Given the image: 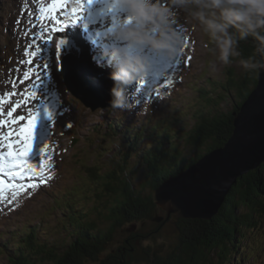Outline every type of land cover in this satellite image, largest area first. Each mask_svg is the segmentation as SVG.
Here are the masks:
<instances>
[{"label":"rangeland","instance_id":"374dc122","mask_svg":"<svg viewBox=\"0 0 264 264\" xmlns=\"http://www.w3.org/2000/svg\"><path fill=\"white\" fill-rule=\"evenodd\" d=\"M71 1L78 2V6L80 2H83V0H65V6L57 9L55 13L57 19L64 26L63 31H54L51 34L52 29L57 27V24L50 18L41 16L40 9H47L53 0H0V112L1 109H11L17 101L25 102L23 105L20 104L22 111L12 117L13 119L18 116L24 117L15 125L18 129L25 125L29 119L37 116L36 109L38 107H40L38 109L39 114L52 101L51 110L47 108L52 119L49 120L42 113L37 119L36 125L37 132L42 133L40 142H44L39 147L44 148L46 144L47 148H45L46 155L43 157L39 155L33 166L39 165L43 160V167L34 175H26L22 179H8L4 186H0L3 189L0 191L1 243L10 238L13 230L19 229L24 224L38 225L39 232L51 240L63 237L64 233L60 225L63 222L62 218L66 209L58 206L55 200L63 201L62 196L65 191L74 187H79V189L84 186L90 187L91 184L88 185L87 183L82 164L98 165L105 169V167L113 168L121 161L122 153L127 148V142L123 138L122 131L129 122L144 129V138L139 143V149L150 145V139L155 134H162L163 131H166V125V127L173 129L174 134H180V137L177 138L179 142L176 143L182 146L183 154L191 155L190 150L183 146L181 132L191 127L194 119L192 114L201 105L200 99L198 100L200 88L210 91L209 86H211L212 81L224 80V68L227 65H223L217 60L216 54L212 51L214 45L208 35L195 21L189 22L186 14L180 13L176 18L175 28L184 37L182 50L173 58L165 57L163 68L158 70L156 74L147 71L144 74L142 86L138 82V84L128 88V92L136 97L137 107L131 111L114 110L109 105L96 107L94 110L90 109L79 99L73 97L60 73L63 68V59L73 63L76 68L78 66L75 62V56L72 55L73 52L65 51L67 49L65 48V41L67 40L64 37L69 35L68 39L73 40L76 45L78 40L75 37L76 29L80 31L82 27L84 31H80V33L83 36L86 35L85 39L88 40L83 38L81 41H86L94 51L87 56H90V61L93 60L94 65H98L100 69L106 67V62L103 61L104 54L100 53L101 50L97 48L96 42L100 40L97 29H105L112 23L110 22L111 17H107L109 14L100 15L101 10L110 0H101V2L95 3L96 8L93 5L90 11L93 17L97 19V23L87 28L82 22L73 24L72 20L76 17L68 15L72 19L67 20L61 16L66 11L71 12ZM38 6L41 7L38 8ZM34 8L35 10L38 9L37 12L33 11ZM59 10L64 12L60 13ZM83 13L86 12H80L77 16L83 15ZM123 15L124 13L121 14V16ZM107 18H109L108 21H105L104 19ZM48 19L52 22V27L45 26ZM65 22L71 23V26H66ZM100 24L105 26L99 27ZM91 32L93 37L90 35ZM37 36L38 39H36ZM34 39L35 43L33 42ZM105 39L112 44L115 42L114 46H118L120 43L116 40ZM60 40L64 41L60 49L62 48L66 53L58 56L56 45ZM98 42L101 43V41ZM32 52L36 53L34 57ZM95 53L99 56L94 55ZM189 57L191 59H188ZM212 62L216 64L215 71L210 67ZM83 64L88 72L89 70L96 74L98 72L100 80L93 79L103 88L106 94L104 95L105 102H110V89L113 86V81L110 78L111 70H109L111 68L102 69L101 72L87 61H83ZM45 65H47L46 75L42 71ZM229 65L234 67L235 71L240 68L238 62ZM79 68L77 69L86 74L82 69L83 67ZM38 70L42 72L41 79L37 84H41L39 94L34 89H30L31 85L24 77L25 72H30L29 77L34 76V79L30 78V81L34 83ZM102 73L105 74L103 79ZM96 74L94 75L98 78ZM166 80L168 81L167 84L165 83ZM42 85L45 86L44 90ZM27 92H29V96ZM31 95L43 96L35 98L33 104L28 98ZM11 97H14L15 100ZM47 100L48 102H46ZM42 102L45 103L42 104ZM231 103V100H228L226 107H230ZM0 119L7 120L8 118L6 115H0ZM23 122L26 123L23 124ZM159 125L162 127L159 128ZM73 137L77 141L75 144L72 143ZM35 150L39 154L37 146ZM130 155L132 156L128 163L131 170L134 171L133 180L138 183L145 176L146 170L138 153L130 152ZM48 176L51 178L47 179ZM41 179H44L45 182L40 183ZM30 183L37 186L25 187L23 190L19 187ZM14 185L15 187H13ZM92 199L94 198H90L87 203L79 199L78 206L89 209L93 204ZM103 200L105 201L106 198ZM96 207L100 214H93V219L97 224H101V228H105L106 222L101 214L106 213V208L100 204H97ZM170 222L172 223L173 220ZM153 223L152 220L144 222L142 232L153 230ZM126 227L116 230L112 245L118 244L125 238ZM174 231L173 223L167 224L161 230V234L156 235L155 239L150 242L155 246L169 247L173 245ZM242 245L244 246L242 249V262L244 263L242 264H264V220H262L261 227L246 233ZM209 261L216 263V257H213L211 253L207 264ZM5 262L6 255L2 253L0 254V264H5Z\"/></svg>","mask_w":264,"mask_h":264},{"label":"trees","instance_id":"16d2710c","mask_svg":"<svg viewBox=\"0 0 264 264\" xmlns=\"http://www.w3.org/2000/svg\"><path fill=\"white\" fill-rule=\"evenodd\" d=\"M239 48L242 58L254 54L251 38L240 41ZM237 60L234 58L232 63ZM257 73L241 67L235 71L227 65L224 80L212 81L210 91L200 88L201 105L192 114L191 127L181 132L183 146L191 155L183 154L182 146L176 143L180 134H174L166 125V131L155 134L150 145L139 149L144 129L127 123L122 131L127 148L121 161L105 169L82 164L90 187H74L65 191L63 201L55 200L66 209L60 225L64 236L51 240L39 232L38 225L24 224L0 242L5 264H207L210 253L216 257L215 264L244 263L242 243L246 233L261 227L264 220V162L237 178L210 219H183L173 214L167 217L166 211L153 202L151 192L203 154L224 145L233 131L234 113L255 87ZM228 100L232 102L230 107H226ZM72 141L77 142L75 137ZM130 152L138 153L146 170L138 183L128 163ZM90 198L94 199L89 209L78 206L79 199L87 203ZM97 204L106 208V213L101 214L105 228L93 219V214H100ZM158 216L162 219L155 221ZM147 220L154 222V228L142 232ZM171 220L175 230L173 245L155 246L150 241L161 234L164 226L172 224ZM125 226V238L112 245L116 230Z\"/></svg>","mask_w":264,"mask_h":264},{"label":"clouds","instance_id":"9594fccd","mask_svg":"<svg viewBox=\"0 0 264 264\" xmlns=\"http://www.w3.org/2000/svg\"><path fill=\"white\" fill-rule=\"evenodd\" d=\"M110 6L117 10V17L108 37L120 42L107 54L113 81L109 103L114 110L137 107L136 97L128 88L143 80L149 69L139 49L147 47L168 58L178 55L184 43L183 35L175 28L180 13L208 35L220 63L229 65L238 58L246 72L264 70V0H110ZM249 38L254 43V54L242 58L240 41ZM210 67L215 71V62Z\"/></svg>","mask_w":264,"mask_h":264},{"label":"water","instance_id":"95a60500","mask_svg":"<svg viewBox=\"0 0 264 264\" xmlns=\"http://www.w3.org/2000/svg\"><path fill=\"white\" fill-rule=\"evenodd\" d=\"M68 90L94 110L110 105L101 87L68 60L62 62ZM73 68V69H72ZM73 70V72H72ZM264 162V70L255 87L234 113L233 131L223 146L203 154L183 171L152 190L155 204L183 219H210L216 214L238 177ZM161 216L155 217L160 221Z\"/></svg>","mask_w":264,"mask_h":264},{"label":"snow or ice","instance_id":"6c2138e0","mask_svg":"<svg viewBox=\"0 0 264 264\" xmlns=\"http://www.w3.org/2000/svg\"><path fill=\"white\" fill-rule=\"evenodd\" d=\"M101 0H83V2L79 3L78 7H73L71 12H65L66 16L71 15L76 17L72 20L73 24H78L80 22H84V27H88V22H95V18L92 15L90 9L93 7L95 3H99ZM65 6V0H53V3L47 8H41L40 13L41 16L45 18H50L51 20L55 21L57 27L53 28L52 31L61 32L63 31V25L57 19L55 13L57 9L62 8ZM80 12H86L87 16H77ZM47 14V15H45ZM104 14H111V27L107 29L108 32L112 31L114 26L116 17H117V10L113 9L110 6V2L105 4V7L101 10L100 15ZM39 19V17H38ZM99 35V33H97ZM38 39V36L37 38ZM35 43V39L33 41ZM64 44L63 40H60L59 43L56 45L57 48V55L60 54V47ZM182 49L180 48L179 51ZM36 55L35 52H32V56ZM188 59H191L190 57ZM39 68V66H38ZM47 65L44 66L43 74L46 75ZM31 71V69H30ZM42 72L41 70L37 71V80L41 79ZM25 79L29 77V72H25L24 74ZM23 83V81H21ZM165 83L167 84L168 81L166 80ZM140 86L143 85V80L139 81ZM38 85L34 82L32 87H37ZM16 106H14L10 111L7 112V117L9 119L4 120L0 119V128L7 127L8 131L7 134L0 131V149H7V151H0V186H4L5 181L3 177H7L10 179L16 178H24L26 175H34L43 167V160H41L39 165L35 167L28 162V157L33 152V145L37 146V151L39 152L40 156L43 157L46 155L45 148L47 145H44V148H40L39 145L44 144V142H40V138L42 137V133H38L36 130L37 125V116L29 119L27 123L23 126H20L18 129L14 127L19 120L24 119V117H13V112H15ZM44 113L49 120L52 119L51 114L48 113L47 108L44 109ZM2 114V112H0ZM37 115H38V108H37ZM51 177L48 176L47 179ZM45 182L44 179L40 180V183ZM36 184H28V185H20L19 187L23 190L25 187L32 188L36 187ZM15 187V185L13 186ZM2 187H0V191H2Z\"/></svg>","mask_w":264,"mask_h":264},{"label":"bare ground","instance_id":"6f19581e","mask_svg":"<svg viewBox=\"0 0 264 264\" xmlns=\"http://www.w3.org/2000/svg\"><path fill=\"white\" fill-rule=\"evenodd\" d=\"M74 1V0H73ZM46 2V1H45ZM47 3V2H46ZM50 3V2H49ZM70 4H72L71 5V8L70 9H72L73 7H78V2H70ZM42 5V4H41ZM39 7H41V6H38V8ZM32 9V8H31ZM61 9V8H60ZM38 10V9H37ZM37 10H35V8L33 9V11H36L37 12ZM60 11V13H63L61 10H59ZM30 12V11H29ZM65 13V12H64ZM63 13V15L61 14V16L62 17H64L65 19H67V20H70V19H72V18H70V17H68V16H66L65 14ZM70 13V12H69ZM33 14H34V12H33ZM58 14H59V12H58ZM25 16V15H24ZM26 17V16H25ZM100 18H101V16H100ZM96 19V18H95ZM108 19L109 18H107V19H104L105 21H108ZM103 20V21H104ZM40 21V20H39ZM53 21V20H52ZM103 21H102V23H103ZM53 23H55V22H53ZM65 24H66V26L67 25H70L71 26V23H68V22H65ZM47 25V27H52V22L50 21V19H48L47 20V22H46V24H45V26ZM95 25V24H94ZM103 26H105L104 24H100V26L99 27H103ZM23 27V26H22ZM97 27V26H96ZM73 29H75V27H73ZM98 30V29H97ZM54 31H52L51 32V34L53 33ZM78 34H80V32H78ZM93 34V33H92ZM76 37V36H75ZM86 37V36H85ZM88 37V36H87ZM74 38V37H73ZM72 38V39H73ZM81 38H83V34L81 33ZM80 38V39H81ZM108 39H110L109 37H107ZM110 40H113V39H110ZM73 41V40H72ZM71 41V42H72ZM104 42H108V40H104ZM91 43H92V41H91ZM118 43V42H117ZM71 46V47H70ZM98 47V46H97ZM66 48V47H65ZM93 49L92 48H90V46L88 45V43L86 42V41H84V42H82V41H77L76 42V45H69V51H72L73 52V56H75V62H77V64H78V66L79 67H83L82 69H84V71H85V75L87 76V77H89V78H91L93 81H95L94 79H99V74H98V72H97V74L96 73H94L93 71H91V70H89V72L84 68L85 66H84V64H83V61H87V62H89L91 65H93L95 68H97V69H99L101 72H102V69L104 70L105 69V67H103L102 69H100L98 66H96V65H94V62H92V61H90V59H89V57L90 56H87V55H89V53H94V51H92ZM96 52V51H95ZM94 55H98L97 53H95ZM99 56V55H98ZM102 57V56H101ZM74 58V57H73ZM96 62V61H95ZM77 66V68L78 69H80L79 67ZM30 73V72H29ZM93 73V74H92ZM94 74H96L97 76H98V78L97 77H95V75ZM102 79L104 78V76H105V74H103L102 73ZM30 78L31 79H34V76H31V77H28L26 80L29 82V84L31 85L30 86V89H34L35 90V92L37 93V94H39V92H40V88H41V84H39L36 88H33L32 87V85H33V82H31L30 81ZM94 78V79H93ZM101 79V80H102ZM100 80V79H99ZM103 81V80H102ZM35 83L36 84H38L39 83V81L37 80V78H36V80H35ZM95 84L97 85V82H95ZM99 86H100V84H98ZM97 85V86H98ZM47 87V86H46ZM101 87V86H100ZM42 88H43V90L45 89V86L44 85H42ZM22 89H24L25 91L27 90V89H25V88H22ZM101 89H102V92H103V95H106L105 93H104V91H103V88L101 87ZM20 91V90H19ZM46 91V90H45ZM4 94V93H3ZM27 94H28V96H29V92H27ZM43 95H31L30 97H28L29 99H30V102H33V104L35 103V101H34V99L35 98H38V97H42ZM47 96V95H46ZM45 97V96H44ZM13 100H15V98L14 97H11ZM47 98V97H46ZM54 99V98H53ZM28 102V101H27ZM46 102H48V100L46 101ZM22 102H20V101H17V103H16V110H15V112H13V117L15 116V115H17V114H19L22 110L20 109V104H21ZM23 103H25V102H23ZM23 103H22V105H23ZM45 103V102H44ZM43 102H42V104H44ZM41 104V103H40ZM26 106V105H25ZM28 106V105H27ZM14 107V106H13ZM12 107V108H13ZM22 107V106H21ZM38 107V106H37ZM11 108V109H12ZM46 108H48L49 110H51V108H52V103H50V105H47V107ZM11 109H9V108H7V109H1V112H2V114H0V115H6V117H7V112L8 111H10ZM40 111V110H39ZM44 112V111H43ZM40 113V112H39ZM45 114V113H44ZM8 118V117H7ZM9 119V118H8ZM15 127V126H14ZM0 131H2V132H4L5 134H7V131H8V128L7 127H2V128H0ZM142 137V136H141ZM4 149H0V151H3Z\"/></svg>","mask_w":264,"mask_h":264}]
</instances>
